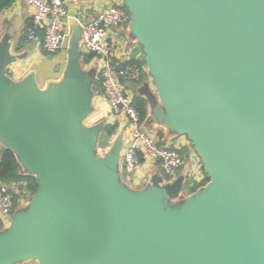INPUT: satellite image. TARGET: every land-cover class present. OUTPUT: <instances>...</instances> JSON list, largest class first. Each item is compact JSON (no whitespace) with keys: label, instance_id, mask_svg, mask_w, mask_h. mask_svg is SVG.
<instances>
[{"label":"water","instance_id":"95a60500","mask_svg":"<svg viewBox=\"0 0 264 264\" xmlns=\"http://www.w3.org/2000/svg\"><path fill=\"white\" fill-rule=\"evenodd\" d=\"M123 6L156 91L148 119L188 140L208 181L190 194L182 174L130 187L123 135L98 152L103 125L85 124L96 72L78 41L42 90L8 78L4 33L0 143L37 189L0 233V264H264V0Z\"/></svg>","mask_w":264,"mask_h":264},{"label":"crops","instance_id":"0c3cea01","mask_svg":"<svg viewBox=\"0 0 264 264\" xmlns=\"http://www.w3.org/2000/svg\"><path fill=\"white\" fill-rule=\"evenodd\" d=\"M2 3H7L6 6L0 7V38L4 33H8L11 36L10 40V54L15 57L6 68V75L12 81H21L28 75H32L37 87L39 89H47L51 84L60 82L63 77V72L67 65L68 51L75 49L78 41V52L81 66L83 68L93 67L96 72V77L91 86L93 92L92 96V112L86 118V125H93L101 123L103 125L101 135L99 138V146H104L105 149L113 141L117 134L123 135V142L126 144L128 137L126 120L124 117L119 116L114 119L110 115L109 106L107 102L102 98L99 88L95 85V81L98 80L97 64L94 57L90 61L86 62V56L90 53H86L80 48V39L78 36L81 33L79 23H86L92 20L97 10H99L107 0H76L74 3H65L66 17L62 23V30L64 38L61 47L53 54L47 53L42 48L43 32L38 31L36 38L29 42H22L25 37L27 28L31 22V9L24 3L14 0H0ZM112 1V0H111ZM114 2L123 4V0H113ZM0 2V3H1ZM115 36L117 38H126V29L121 28L116 30ZM126 50H130V59H142V50L138 44L128 42L125 45ZM120 56V53L117 54ZM140 78L137 81H123L125 89L131 94V96H142L146 100L147 94L156 95L153 80L148 74L147 68L144 65ZM147 103V100H146ZM148 104L147 113L142 119V126L146 129L154 131L155 137L159 143L163 144H176L185 142L183 136H174L170 134L166 128L160 124L150 121L148 119ZM112 125L115 127L113 134L106 137L103 133L106 126ZM125 146V145H124ZM4 146L0 143V151ZM186 154V160L181 166L178 175L182 174L185 179H193L199 182L203 179L204 175L200 164H198V158L192 154L186 146H182ZM186 148V149H185ZM191 157V158H190ZM142 161V160H141ZM121 170L122 177L128 183V185L134 189H141L146 186L153 176H164L158 162L143 160L137 167L133 175L127 176L122 168L121 158ZM15 193V188L12 191ZM17 193V192H16ZM30 196L25 197L18 195L16 200H13V207L10 216H4L0 213V233H2L8 226L12 214L18 209L24 207L25 203L29 200ZM23 264H39L36 260H29Z\"/></svg>","mask_w":264,"mask_h":264},{"label":"built area","instance_id":"2783aa9c","mask_svg":"<svg viewBox=\"0 0 264 264\" xmlns=\"http://www.w3.org/2000/svg\"><path fill=\"white\" fill-rule=\"evenodd\" d=\"M14 1L26 4L32 11L30 26L22 42L34 40L37 32L42 31V48L49 54L55 53L64 38L62 23L66 17L65 3H74L76 0ZM107 1L97 10L92 20L78 22L81 27L80 48L94 54L101 96L109 106L110 115L114 119L122 116L126 120L128 137L121 157L123 171L131 176L143 160L156 161L164 177L167 180L173 179L178 176L187 158L182 146L191 151L192 148L185 137L182 144L159 143L155 134L142 126L140 113L132 105V96L125 89L123 81H137L143 67L135 62L128 63L130 50L127 51L125 45L129 41L125 37L120 39L115 36L117 29L127 28L129 13L122 7L123 4ZM119 53L120 56L117 55ZM97 151L103 152L105 147L98 146ZM192 154L195 156L194 152ZM12 207L13 193L7 184L0 182V213L10 216Z\"/></svg>","mask_w":264,"mask_h":264},{"label":"trees","instance_id":"16d2710c","mask_svg":"<svg viewBox=\"0 0 264 264\" xmlns=\"http://www.w3.org/2000/svg\"><path fill=\"white\" fill-rule=\"evenodd\" d=\"M1 2V1H0ZM7 3H0V7L6 6ZM122 7L125 9V7L122 5ZM139 46V45H138ZM141 49V47L139 46ZM94 57L93 53H90L86 56L85 61L88 62L90 59ZM135 62L139 66L144 65V57L142 59H130L128 63ZM95 85L97 88H99L101 93V85H100V78L98 77V80L95 81ZM132 105L139 111L141 118L143 119L147 113V103L146 100L142 96H133L132 97ZM115 130V127L112 125L106 126L103 133L106 137H109L113 134ZM104 147V146H103ZM183 153H185V150H183ZM202 168V167H201ZM203 172V168H202ZM203 179L199 182L194 181L193 179H186L185 180V193L190 194L194 192L197 188L204 185L208 178L206 174L203 172ZM0 182H3L7 184L11 191L15 188V193H13V200L15 201L18 195H23L25 197L31 196L35 190L37 189L36 179L32 175L23 174L21 173V167L12 153L9 149L2 148L0 151ZM187 189V191H186Z\"/></svg>","mask_w":264,"mask_h":264},{"label":"rangeland","instance_id":"374dc122","mask_svg":"<svg viewBox=\"0 0 264 264\" xmlns=\"http://www.w3.org/2000/svg\"><path fill=\"white\" fill-rule=\"evenodd\" d=\"M148 131H150V132H153L154 133V131H152V130H150V129H147ZM186 149V148H185ZM184 150V148L182 149V151ZM192 152H194L193 151V149H192ZM195 154V153H194ZM196 156V155H195ZM196 160H197V157H196ZM198 164H199V161H198ZM128 177H129V175H127ZM186 191H187V189H186Z\"/></svg>","mask_w":264,"mask_h":264}]
</instances>
